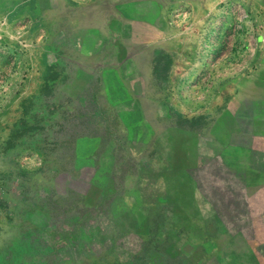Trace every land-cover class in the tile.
<instances>
[{
  "label": "rangeland",
  "instance_id": "obj_1",
  "mask_svg": "<svg viewBox=\"0 0 264 264\" xmlns=\"http://www.w3.org/2000/svg\"><path fill=\"white\" fill-rule=\"evenodd\" d=\"M144 1L70 0L89 26ZM157 1L177 40L154 62L162 118L80 159L76 137L94 126L73 92L79 59L49 43L55 23L13 24L0 0V264H232L249 244L237 234L249 192L203 172L202 154L264 58V0Z\"/></svg>",
  "mask_w": 264,
  "mask_h": 264
},
{
  "label": "crops",
  "instance_id": "obj_2",
  "mask_svg": "<svg viewBox=\"0 0 264 264\" xmlns=\"http://www.w3.org/2000/svg\"><path fill=\"white\" fill-rule=\"evenodd\" d=\"M2 1L11 5L8 12L13 24L55 23L56 39L50 36L49 43L80 61L76 66L79 83L73 92L80 107L87 110L83 113L89 118L86 123L94 126L91 134L76 138L80 159L88 149L93 156L102 152L105 143L117 147V142L149 123V117L154 123L162 118L164 81L154 62L162 61V50L177 45L172 37L171 6L157 0L119 5L106 22L89 26L75 13L70 0ZM152 12L158 14L156 20ZM255 66L234 83L232 88H239L233 98L234 116L225 118L227 128L217 125L220 131L213 134L215 143L209 151L203 148L202 154L203 172H208L207 163H212L210 171L232 174L234 187L249 192L240 198L244 211L237 218L241 227L237 234L248 237L245 240L249 244L237 247L232 264H264V245L256 240L264 236L259 231L264 227V108H255L264 104V58ZM221 142L229 149L225 150Z\"/></svg>",
  "mask_w": 264,
  "mask_h": 264
},
{
  "label": "trees",
  "instance_id": "obj_3",
  "mask_svg": "<svg viewBox=\"0 0 264 264\" xmlns=\"http://www.w3.org/2000/svg\"><path fill=\"white\" fill-rule=\"evenodd\" d=\"M77 137H78V136H77ZM77 137H76V138H77ZM66 142H71V141H69V140H66ZM88 215H89V213H88Z\"/></svg>",
  "mask_w": 264,
  "mask_h": 264
}]
</instances>
